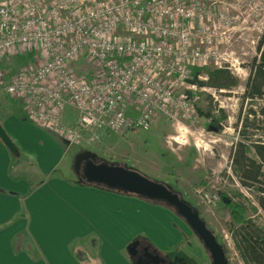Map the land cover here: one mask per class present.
<instances>
[{"label": "built area", "instance_id": "obj_1", "mask_svg": "<svg viewBox=\"0 0 264 264\" xmlns=\"http://www.w3.org/2000/svg\"><path fill=\"white\" fill-rule=\"evenodd\" d=\"M237 2L246 17L264 11ZM227 9L225 0H0V96L22 99L31 121L71 143L149 129L158 116L188 131L200 95L226 93L201 87L199 74L192 84L194 68L239 65L230 50L238 18ZM24 50L39 60L9 75L4 61Z\"/></svg>", "mask_w": 264, "mask_h": 264}, {"label": "rangeland", "instance_id": "obj_2", "mask_svg": "<svg viewBox=\"0 0 264 264\" xmlns=\"http://www.w3.org/2000/svg\"><path fill=\"white\" fill-rule=\"evenodd\" d=\"M237 1L225 0L228 7L225 11L238 18L231 36L230 50L235 53L239 65L228 70L241 79V85L237 90L226 91L225 94L218 92L217 101L211 94L203 92L200 99L194 103L198 121L195 125H190L188 131L182 129L179 132L165 117L158 116L149 129L135 127L119 134L88 133L80 142L71 143L58 133L31 121L22 99L6 95L8 101H0V122L7 128L11 137L14 136L15 128L11 125L14 122L7 118L18 117L25 124L22 143L29 150L25 155L15 144L18 154L14 155L8 150L10 156L16 160L27 159L26 163L30 164L31 171L34 172L39 167L36 160L40 162L39 160L47 157L52 160L55 153L54 161L57 165L52 173L58 178L68 180L71 185L79 183L75 173V160L81 152L92 151L100 160L126 164L147 178L167 184L175 192H179L184 200L199 211L200 217L214 232L225 249L229 263L246 264L231 235V209L222 205L221 201L216 205H209L199 193L204 190L217 191L219 194H225L230 201L246 203L248 218L254 220L257 225H264V212L258 205V194L255 193L257 188L242 185L232 164L233 150L241 140L238 135L241 129V123H237L238 116L241 110L246 112L248 105L247 102L243 105L245 84L249 77L250 65L259 56L257 48L264 35V11L246 17L243 7H238ZM255 1L258 7L264 3L263 0ZM19 54L17 57L13 56L11 62L4 61V69L9 75L33 67L39 60L35 53L28 50ZM78 66L79 72L85 69V60H80ZM201 69L204 68H194L196 71ZM201 76L207 80L206 75ZM2 96L5 95L0 97ZM211 104L215 110H223L227 116V121L222 123L221 132L210 131L212 127H209L208 110ZM255 108L258 109V104ZM200 129H205V132L199 133ZM16 133H19L18 130ZM199 134L201 139L198 138ZM90 137H95L94 141ZM263 137L264 134L258 132L256 140H263ZM176 138L180 143L173 140ZM195 143H198V148ZM56 145L59 146V152H56ZM81 185L77 186L101 190L88 184ZM114 194L119 195L121 200L94 199L93 209L91 199L84 202L83 206L88 210V213L84 211L89 219L88 224L94 226L95 244L103 247L105 242L106 245L104 256L102 248L95 249L93 253L86 255L84 261L80 259L79 264H132L127 246L135 239L145 241L155 248L166 260V264H211L202 244L175 211L163 204L136 196Z\"/></svg>", "mask_w": 264, "mask_h": 264}, {"label": "crops", "instance_id": "obj_3", "mask_svg": "<svg viewBox=\"0 0 264 264\" xmlns=\"http://www.w3.org/2000/svg\"><path fill=\"white\" fill-rule=\"evenodd\" d=\"M6 98L0 101L6 103ZM7 119L14 122L11 139L27 155L22 143L25 124L15 116ZM55 158L54 153L52 160L35 159L39 167L32 172L27 159L12 158L0 140V264H79L99 248L104 256L106 243L95 244L94 226L88 224L83 205L91 199L93 209L94 199L120 201L121 197L56 177Z\"/></svg>", "mask_w": 264, "mask_h": 264}, {"label": "trees", "instance_id": "obj_4", "mask_svg": "<svg viewBox=\"0 0 264 264\" xmlns=\"http://www.w3.org/2000/svg\"><path fill=\"white\" fill-rule=\"evenodd\" d=\"M257 50L259 56L251 63L249 77L245 84L243 105L245 102L248 105L246 112L243 113L241 110L238 116L237 123H241L238 135L241 140L233 150L232 164L242 185L257 188L255 192L258 194L257 202L264 212V137L263 140H256L258 132L264 134V35L259 41ZM194 74L207 76L206 81H197L201 87L228 92L237 90L241 85V79L225 68L210 66L198 71L194 70ZM256 104L258 109L255 108ZM208 112L209 127H215L217 132H221L222 123L227 121L225 112L215 110L212 104ZM250 130H252L251 133ZM225 196L220 194L221 204L231 209V235L235 247L246 264H264V225H257L254 220L248 218L246 203L231 201L229 205H226L223 201Z\"/></svg>", "mask_w": 264, "mask_h": 264}, {"label": "water", "instance_id": "obj_5", "mask_svg": "<svg viewBox=\"0 0 264 264\" xmlns=\"http://www.w3.org/2000/svg\"><path fill=\"white\" fill-rule=\"evenodd\" d=\"M196 79L197 77H194L191 83L195 84ZM210 131L217 132L214 128H210ZM0 140L11 153L18 154L14 141L1 122ZM97 159L98 155L92 151H84L77 156L75 160L76 168L83 160L89 162L84 171V180L79 179L81 184H88L106 192L132 195L149 202L165 205L185 220L208 254L211 264H230L225 249L219 243L214 232L208 228L207 223L200 217L199 211L190 202L184 200L180 193L175 192L167 184L147 178L139 171L127 167L126 164L109 163L105 160L95 163ZM223 201L225 204L231 202L226 197ZM131 245L128 250H130ZM129 255L131 256V253Z\"/></svg>", "mask_w": 264, "mask_h": 264}, {"label": "flooded vegetation", "instance_id": "obj_6", "mask_svg": "<svg viewBox=\"0 0 264 264\" xmlns=\"http://www.w3.org/2000/svg\"><path fill=\"white\" fill-rule=\"evenodd\" d=\"M99 162H101L100 157H98L95 163ZM88 163V161L83 160L79 163L78 168L75 167V173L81 180H84V171ZM130 245V250H128ZM130 245L127 246V251L128 255L131 253V256L129 255V257L132 264H166V260L162 257V255L147 242L135 239L130 243Z\"/></svg>", "mask_w": 264, "mask_h": 264}, {"label": "bare ground", "instance_id": "obj_7", "mask_svg": "<svg viewBox=\"0 0 264 264\" xmlns=\"http://www.w3.org/2000/svg\"><path fill=\"white\" fill-rule=\"evenodd\" d=\"M225 69H229V68H225Z\"/></svg>", "mask_w": 264, "mask_h": 264}]
</instances>
